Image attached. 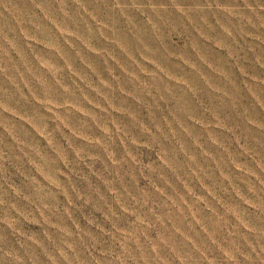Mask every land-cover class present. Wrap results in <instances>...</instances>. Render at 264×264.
<instances>
[{
  "label": "rangeland",
  "instance_id": "374dc122",
  "mask_svg": "<svg viewBox=\"0 0 264 264\" xmlns=\"http://www.w3.org/2000/svg\"><path fill=\"white\" fill-rule=\"evenodd\" d=\"M0 264H264V0H0Z\"/></svg>",
  "mask_w": 264,
  "mask_h": 264
}]
</instances>
